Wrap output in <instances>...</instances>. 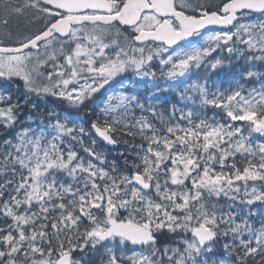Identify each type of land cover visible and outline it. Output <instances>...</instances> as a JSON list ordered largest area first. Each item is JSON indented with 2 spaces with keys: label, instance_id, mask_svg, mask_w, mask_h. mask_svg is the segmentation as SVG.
<instances>
[{
  "label": "snow or ice",
  "instance_id": "obj_1",
  "mask_svg": "<svg viewBox=\"0 0 264 264\" xmlns=\"http://www.w3.org/2000/svg\"><path fill=\"white\" fill-rule=\"evenodd\" d=\"M0 264H264V0H0Z\"/></svg>",
  "mask_w": 264,
  "mask_h": 264
}]
</instances>
